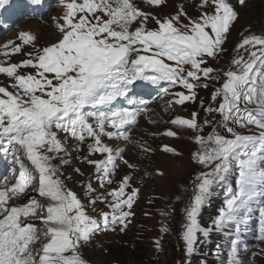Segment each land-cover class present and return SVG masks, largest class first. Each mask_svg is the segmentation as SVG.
I'll return each instance as SVG.
<instances>
[{
	"label": "snow or ice",
	"instance_id": "snow-or-ice-1",
	"mask_svg": "<svg viewBox=\"0 0 264 264\" xmlns=\"http://www.w3.org/2000/svg\"><path fill=\"white\" fill-rule=\"evenodd\" d=\"M9 2L0 0V9ZM30 2L39 5L42 0ZM58 3L63 11L52 18L58 32L55 42L39 47L36 35L21 31L19 43L0 44V55L23 57L7 66L0 61V74L11 81L0 86V153L13 164L10 178H0V264H89L82 249L110 225H121V231L127 228L140 188L133 187V177L125 174L119 188L96 197L89 180L82 185L85 203L65 183L71 177H65L63 166L72 163L73 152L83 153L86 146V154L75 158L94 166L100 187L112 185L121 163L131 170L138 164L126 158V147L106 141H123L143 153L154 151L131 135L139 118L151 111L149 100L136 97L139 82L160 86L161 94L171 98L170 106H182L197 100V89H207L222 77L211 95L216 106L204 108L220 116L215 125L208 119L199 123L197 112L190 118L175 116L168 123L198 133L194 140L199 148L192 158L211 169L197 175L194 195L184 210L187 255L195 254L211 233L227 231L234 235L228 264H243L240 233L254 213L259 216L257 239L264 242V35L244 36L225 70L213 67L210 60H220L227 51L228 34L238 19L230 0H200L196 18L183 6L175 15L158 17L143 10L138 0ZM176 87L187 94L171 90ZM200 104L203 107L204 101ZM205 125H213L207 135L202 134ZM250 127L258 133L237 130ZM163 135L177 137L178 132L167 129ZM162 150L180 155L169 145ZM95 155L103 158H90ZM234 164L235 186L227 187L229 196L212 225L203 227L201 210L214 187L227 182ZM74 171L83 175L78 167ZM109 196L111 216L89 214L98 199Z\"/></svg>",
	"mask_w": 264,
	"mask_h": 264
},
{
	"label": "rangeland",
	"instance_id": "rangeland-1",
	"mask_svg": "<svg viewBox=\"0 0 264 264\" xmlns=\"http://www.w3.org/2000/svg\"><path fill=\"white\" fill-rule=\"evenodd\" d=\"M28 1L29 7L24 6L17 9V7H12L13 0H10L3 9H0V43L16 40L18 34L22 31V26L32 23L39 25L38 33L34 34L38 37L37 46H47L57 40L55 33L58 34V32L55 27V21L52 18L62 14L63 9L57 10L56 8L58 0L55 2L54 7L49 5L48 2H44L40 8H35L34 4L30 0ZM230 2L233 4L235 11L238 12V19L234 22L228 34L224 46L227 51L220 60H210V64L213 67L225 70L231 66V60L237 55L235 51L236 45L244 36L250 33L264 35V0H245L243 5L239 3V0H230ZM138 3L143 10L151 12L158 17L175 15L181 6H183L184 11L190 17L196 18L200 14V0H165V4L161 6H149L143 0H138ZM48 5L51 12L45 11L42 13V10L46 9ZM28 10L30 11V16L27 19H13L12 15L15 11L24 12ZM184 22L187 23V20ZM148 26L155 27V24L150 23ZM13 32L16 34L13 35ZM16 42L19 43L18 40ZM30 48L31 46H25V51L30 50ZM22 58V55L17 54L4 59L9 64L19 62ZM222 82L223 77L220 82H210L211 86L207 89H197V100L195 102H186L182 106H170L169 101L171 98L168 96L165 104L155 107L152 113L155 116L153 123L147 119L140 122L137 129L131 133L132 139L146 144L154 151L143 153L138 147H134L132 144H125L123 141H106L114 147H126V158L130 162L138 164L136 169L131 170L121 163L113 176L114 183L112 185L105 184L100 187L96 180L94 166L81 163L79 159L75 158L77 155L82 157L86 154V146L83 153L77 154L73 152L72 163L63 166L62 171L65 177H71V179H65L67 186L77 192L85 203H87V197L83 195L85 190L82 185L89 180H91L93 187L97 189L94 194L96 197L105 196L111 189L119 188L120 181L125 174L133 177L131 181L133 187L140 188V193L132 208L134 215L130 217L127 228L121 231V225H110L109 230L99 231L93 240L82 249L83 257L86 258L89 264H168L167 258H165L168 254L173 256L172 264H227L225 252H230L228 243L232 239L231 234L227 231L224 233H211L207 243L200 244L198 251L192 256L187 255L183 239L182 245H177L179 226H182L185 221L181 214L185 215V207L194 195L196 184L198 183L196 177L201 172H207L211 169L194 162L192 158V154L199 148L194 140L198 133L190 129H177L176 126L168 123L175 116L190 118L193 112H197L199 113V123L203 124V121L208 119L213 121V125H215L216 121L220 120V116L218 114L210 115L204 111V108L208 107L209 104L216 106L211 101V95L215 87H218ZM9 83H11L10 79L0 78V86ZM171 90L173 92L182 90L187 94V90L179 87ZM136 97L140 98L139 96ZM200 100L204 101L203 107H201ZM149 101L151 103L152 99H149ZM122 103L126 104V101H122ZM213 125H205L202 134L207 135L210 133ZM167 129L177 131L178 136L168 137L163 135ZM217 130L222 134H226L219 127H217ZM237 130L245 135L258 133V129L254 127L247 129L238 128ZM72 144L74 145L75 142L73 141ZM163 145L174 147L180 155L163 151ZM2 157L0 174L6 162L11 161L3 153ZM90 158L99 160L103 157L95 155ZM6 167L5 172L10 178L9 169L11 165L7 164ZM77 167L80 168L83 175L74 171ZM158 172H162L163 175H158ZM237 172L238 168L233 166L228 175L227 187L235 186ZM0 178L2 177L0 176ZM227 187L223 189L222 184L214 187L212 196L203 207L209 206L213 198L221 199L223 197L225 199L220 203V207L216 211L214 209L211 212V216L209 214L206 215L207 219L205 222L199 216V221L203 227H210L219 214V210L225 206L226 199L229 196ZM32 194L35 193L33 192ZM111 201L112 198L110 196L107 200L98 199L97 204L93 208L88 209L89 214L100 218L102 213L107 212L111 216ZM173 207L179 212L175 216L171 213ZM171 216H173L172 222L169 221ZM256 222H258V218L253 214L249 223L243 227L245 230V235H243L245 241L243 243L244 246L241 247L240 257L243 264H264V251H262L264 250V242H254L250 238L252 226ZM257 224L259 225V222ZM113 227L114 231L111 230ZM163 227H167L169 231L162 232L161 229ZM242 232L244 233L243 230ZM157 241H159V247H157ZM135 247L137 250H133Z\"/></svg>",
	"mask_w": 264,
	"mask_h": 264
},
{
	"label": "bare ground",
	"instance_id": "bare-ground-1",
	"mask_svg": "<svg viewBox=\"0 0 264 264\" xmlns=\"http://www.w3.org/2000/svg\"><path fill=\"white\" fill-rule=\"evenodd\" d=\"M44 1H46V2H48V4L49 5H53V7L55 6V2L57 1V0H42V3L44 2ZM28 0H16L15 1V4H22V3H26L27 5H29L28 4ZM41 3V4H42ZM41 4H39V5H37V6H39V7H41ZM49 5H48V7L46 8V9H43V12H45V11H47V12H51V11H49ZM56 8H57V10H59V9H62V7L59 5V3L57 2L56 3ZM7 9V8H6ZM42 12V13H43ZM242 13V12H241ZM22 31H29V32H32L33 34H37L38 33V31H39V25L37 24V23H32V24H29V25H26V26H22V29H21ZM14 33V32H13ZM16 33H14L13 35H15ZM56 34V38L58 37V34L57 33H55ZM0 44H2V43H0ZM17 55V54H16ZM16 55H13V56H16ZM19 55H21V54H19ZM5 57L4 56H2V55H0V61H3L4 63H5V66H7V61L4 59ZM2 77H5L3 74H0V78H2ZM6 78V77H5ZM154 91V90H153ZM146 100H149V99H146ZM1 160H2V158H1ZM0 160V161H1ZM233 166H236L235 164L233 165ZM7 168V167H6ZM6 171V170H5ZM7 172H5L4 174H6ZM185 192V191H184ZM171 213L173 214V216H175L176 214H178L179 212H177L176 211V209H175V207H173L172 208V210H171ZM182 215V217L185 219V215L184 214H181ZM254 215L257 217V218H259V216H258V214L257 213H254ZM173 216H171L170 218H169V221H171L172 222V217ZM130 219V218H129ZM184 223H185V221H184ZM184 223H183V225L182 226H179V231H178V236H179V239L180 240H182V231H183V227H184ZM115 226H117V225H115ZM252 235L250 236V238H252V241H254V242H261V241H259L258 239H257V236H258V233H259V225L256 223L255 225H253V229H252ZM244 245H241L240 246V248L241 247H243ZM229 253L230 252H225V256H226V263L228 264V260H229ZM225 256H224V258H225Z\"/></svg>",
	"mask_w": 264,
	"mask_h": 264
},
{
	"label": "trees",
	"instance_id": "trees-1",
	"mask_svg": "<svg viewBox=\"0 0 264 264\" xmlns=\"http://www.w3.org/2000/svg\"><path fill=\"white\" fill-rule=\"evenodd\" d=\"M224 188H226L227 187V185H224L223 186ZM220 204H218L216 207H215V204L214 203H210V205L208 206V207H204L203 209H204V216L202 217L203 218V221L205 222V220L207 219L206 218V215H208L209 214V216H211L212 215V211L215 209V211H216V208L219 206ZM214 211V212H215ZM181 226V225H180ZM178 246L180 245V240H179V236H178V244H177ZM133 250H137L136 249V247L135 248H133ZM165 258H167V261H168V264H172V262H173V256H171V255H166L165 256Z\"/></svg>",
	"mask_w": 264,
	"mask_h": 264
},
{
	"label": "clouds",
	"instance_id": "clouds-1",
	"mask_svg": "<svg viewBox=\"0 0 264 264\" xmlns=\"http://www.w3.org/2000/svg\"><path fill=\"white\" fill-rule=\"evenodd\" d=\"M217 208H218V207H217ZM217 208H216V209H217ZM179 240H180V239H179ZM180 245H182V240H180ZM181 248H182V246H181Z\"/></svg>",
	"mask_w": 264,
	"mask_h": 264
}]
</instances>
